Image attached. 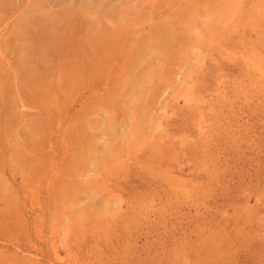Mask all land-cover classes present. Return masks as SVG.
<instances>
[{"label": "rangeland", "instance_id": "obj_1", "mask_svg": "<svg viewBox=\"0 0 264 264\" xmlns=\"http://www.w3.org/2000/svg\"><path fill=\"white\" fill-rule=\"evenodd\" d=\"M0 264H264V0H0Z\"/></svg>", "mask_w": 264, "mask_h": 264}, {"label": "bare ground", "instance_id": "obj_2", "mask_svg": "<svg viewBox=\"0 0 264 264\" xmlns=\"http://www.w3.org/2000/svg\"><path fill=\"white\" fill-rule=\"evenodd\" d=\"M168 43V42H167ZM157 51V50H156ZM82 153H84V152H82Z\"/></svg>", "mask_w": 264, "mask_h": 264}]
</instances>
